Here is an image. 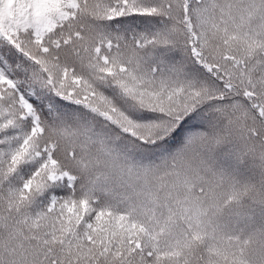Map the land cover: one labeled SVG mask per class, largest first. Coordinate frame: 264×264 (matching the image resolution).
I'll use <instances>...</instances> for the list:
<instances>
[{
	"label": "snow or ice",
	"instance_id": "1",
	"mask_svg": "<svg viewBox=\"0 0 264 264\" xmlns=\"http://www.w3.org/2000/svg\"><path fill=\"white\" fill-rule=\"evenodd\" d=\"M0 264H264V0H0Z\"/></svg>",
	"mask_w": 264,
	"mask_h": 264
}]
</instances>
